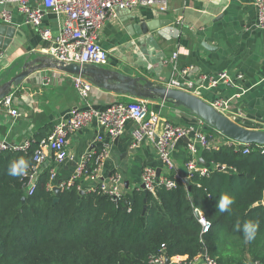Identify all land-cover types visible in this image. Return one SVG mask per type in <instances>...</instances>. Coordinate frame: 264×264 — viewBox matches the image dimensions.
Returning a JSON list of instances; mask_svg holds the SVG:
<instances>
[{
	"label": "crops",
	"instance_id": "0c3cea01",
	"mask_svg": "<svg viewBox=\"0 0 264 264\" xmlns=\"http://www.w3.org/2000/svg\"><path fill=\"white\" fill-rule=\"evenodd\" d=\"M27 4L38 6L33 0H28ZM3 10L10 13L11 18L5 24L15 28V35L10 46L1 50L0 76L17 61L21 62L24 55H44L47 47L36 29L25 22L18 4L0 0V13ZM44 12L41 25L51 30L55 38L63 18ZM128 13L116 12V16L108 17L98 30V41L108 53V63L104 67L157 85L167 86L171 78L184 86L191 82V92L209 103L228 100L229 106L224 114L234 123L246 129L264 130V30L256 26L253 0H168L165 12H159L154 6L131 9L132 23ZM153 20L163 24L147 34L130 35L127 30L133 23ZM0 23L4 24L1 19ZM176 52L178 58L174 71L169 59ZM188 67L192 69L182 74ZM221 73L227 75L232 85L221 81L210 87L209 79H215ZM238 76L242 78L239 80ZM45 79L50 83L45 85ZM9 101V104H0V143L15 148L34 135L47 137L54 126L68 117L71 109L84 103L75 87L74 76L51 70L30 75L14 89ZM115 101L125 100L93 86L87 98L89 106L97 111L106 109ZM145 106L159 114L160 122L193 127L195 132L204 133L202 131L206 130V135L217 147L232 143L183 108L159 100L145 101ZM9 109H15L19 116L12 117ZM133 128L134 123L129 121L119 137L110 139L106 130L93 120L80 131L70 134L67 137V158L56 165L50 189L70 180L83 157L95 159L103 149L99 181L108 182L113 175H119L122 194L140 187L145 166L160 169L164 174V166L152 143L132 147ZM98 136L102 137V142L97 141ZM185 145L186 142L180 139L172 149L175 167L183 177L187 175L185 165L190 159ZM202 150L198 149L196 159L206 167L205 162L200 161ZM49 166L55 167L50 152L46 154L42 168ZM83 181V190L89 191L97 186L96 182ZM168 260L169 264H205L202 257L191 262L186 256Z\"/></svg>",
	"mask_w": 264,
	"mask_h": 264
},
{
	"label": "trees",
	"instance_id": "16d2710c",
	"mask_svg": "<svg viewBox=\"0 0 264 264\" xmlns=\"http://www.w3.org/2000/svg\"><path fill=\"white\" fill-rule=\"evenodd\" d=\"M45 137L34 135L24 150L0 151V264H152L160 256L191 262L203 252L216 264H264V148L232 143L202 150L208 175L193 171L188 184L176 181L171 190L157 187L145 195L134 189L115 198L98 185L83 190V178L58 185L55 194L49 166L29 196L27 178L8 175V168L24 158L29 174ZM223 195L234 200L231 212L217 207ZM194 209L210 224L205 234ZM249 221L259 228L245 243L242 227Z\"/></svg>",
	"mask_w": 264,
	"mask_h": 264
},
{
	"label": "built area",
	"instance_id": "2783aa9c",
	"mask_svg": "<svg viewBox=\"0 0 264 264\" xmlns=\"http://www.w3.org/2000/svg\"><path fill=\"white\" fill-rule=\"evenodd\" d=\"M2 1L7 4L11 2L18 4L25 22L32 25L42 41L47 43L44 55L66 64H90L96 66H105L108 63V53L97 38L98 30L108 17H115L117 10H131L137 7L154 6L159 12H165L168 7V0H33L38 4L36 7H30L27 4L28 0ZM253 4L256 9V26L264 30V0H253ZM44 11L51 12L58 19L63 18L58 25L55 38L52 37L51 30L41 25ZM10 18L11 16L8 11L3 10L0 13V19L4 23H8ZM2 55L3 52L0 50V58ZM177 58L178 53L176 52L169 59V63L174 71L176 70ZM190 69L192 68L183 69L182 74H186ZM241 78V76L237 77L239 80ZM221 81L232 85V81L228 79L227 75L221 73L215 79H209V86L214 87ZM43 83L47 85L50 83V80L45 79ZM74 84L84 103L71 109L68 117L54 126L52 132L38 142L33 153V164L30 173L25 176L27 178L25 186L27 195L33 194L36 178L38 173L43 170L42 165L46 159V154L49 152L52 154V161L55 165V167L50 169L51 182L55 178L56 165L61 164L67 158V137L80 131L93 120L106 130L110 139L119 137L123 133L126 123L131 121L134 123L131 133L132 147H138L145 142H150L154 145L158 158L164 166L165 173L162 174L161 172L157 177L156 168L152 166L144 167L141 174V184L148 193H154L157 187L171 190L175 187L176 181L184 182L193 171H198L200 175H208L210 173L209 169L200 166L196 159L199 148L207 151L218 148L205 133H201L200 131L195 132L193 127H183L169 121L160 122L159 114L155 111H149L143 101L133 100L128 103L115 101L108 105L106 109L97 111L91 108L87 102L92 86L82 78L75 76ZM167 87L179 90L183 87L192 93L190 89L193 88V84L188 82L184 86L177 79L171 78ZM11 96L12 94L1 103L9 104ZM210 104L224 114V111L229 106V101L218 99ZM9 114L12 117L19 116V113L15 109H9ZM184 137L188 139L185 148L190 156L185 165L187 170L185 177L177 171L172 159V149L176 142ZM97 141L102 142V137L98 136ZM234 144L238 145L237 143ZM28 146V141L18 148H15V146L8 148L6 145L0 143V151L4 149L24 150ZM104 152L105 149L100 152L99 156H96L92 164L89 163L91 157H83L66 184L68 186L72 185L75 180L83 178V180L96 182L102 193L113 198L121 197L123 194L120 190L121 178L119 175H113L109 178L108 182L99 181L100 164ZM243 152L248 153L249 150L246 148ZM222 169L225 170L224 167ZM78 189L81 190L80 187ZM138 189L140 190V188ZM193 212L194 214L195 212L198 213L196 219L201 226V234L207 233L210 229V224L201 212L196 209ZM166 259L164 256H160L155 258L152 264H167ZM203 261L205 264H216L208 258H203ZM251 264L259 263L254 262Z\"/></svg>",
	"mask_w": 264,
	"mask_h": 264
},
{
	"label": "water",
	"instance_id": "95a60500",
	"mask_svg": "<svg viewBox=\"0 0 264 264\" xmlns=\"http://www.w3.org/2000/svg\"><path fill=\"white\" fill-rule=\"evenodd\" d=\"M129 12V20L134 21L131 10H117V13ZM163 23L158 20L144 21L129 25L127 30L130 35H144L149 31L159 28ZM15 35V28L0 23V50H6L12 43ZM15 70V73L12 71ZM42 70H51L66 75L80 77L91 86L115 94L117 96L127 97L137 101H162L170 103L176 107L183 108L196 118H199L205 125L231 140L238 145H256L264 148V130L246 129L226 117L223 113L216 110L209 102L198 97L187 89H172L164 85H157L150 80L141 77L128 76L120 71L108 69L104 66L90 64H66L47 55H24L22 61H17L12 67L0 76V103L13 94L14 89L18 88L22 82L35 72ZM187 142V138H182ZM8 148L13 145H6ZM202 164L204 161L200 160ZM217 171H222V167H216ZM160 169H156L157 177L160 175ZM188 184V180H184ZM140 190L147 195L144 186L140 185ZM52 191L57 194L59 187H53ZM23 201L25 198L22 199ZM193 201L192 198H190ZM57 199H54L56 202ZM145 211V207L144 210ZM195 217L198 213L195 212ZM205 252L202 253V256ZM169 264V260L166 259Z\"/></svg>",
	"mask_w": 264,
	"mask_h": 264
},
{
	"label": "clouds",
	"instance_id": "9594fccd",
	"mask_svg": "<svg viewBox=\"0 0 264 264\" xmlns=\"http://www.w3.org/2000/svg\"><path fill=\"white\" fill-rule=\"evenodd\" d=\"M29 162L24 158L12 162L8 168V175L12 177H20L28 175ZM233 198L228 195H223L218 202V209L221 213L231 212V206L233 205ZM259 224L258 222H246L243 224L242 232L245 243L253 242L257 237Z\"/></svg>",
	"mask_w": 264,
	"mask_h": 264
},
{
	"label": "rangeland",
	"instance_id": "374dc122",
	"mask_svg": "<svg viewBox=\"0 0 264 264\" xmlns=\"http://www.w3.org/2000/svg\"><path fill=\"white\" fill-rule=\"evenodd\" d=\"M121 98H122V100H125V101H128V102H132L133 101V99H130V98H127V97H122L121 96ZM125 101H120V102H123V103H128V102H125ZM202 132H206V130H204V131H202ZM206 134V133H205ZM225 138V137H224ZM226 139V138H225Z\"/></svg>",
	"mask_w": 264,
	"mask_h": 264
}]
</instances>
